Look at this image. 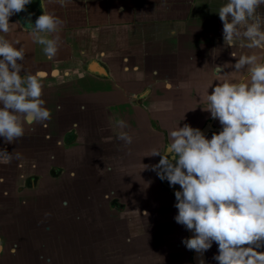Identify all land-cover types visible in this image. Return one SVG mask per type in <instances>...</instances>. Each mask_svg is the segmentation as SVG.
Segmentation results:
<instances>
[{"label":"crops","instance_id":"crops-1","mask_svg":"<svg viewBox=\"0 0 264 264\" xmlns=\"http://www.w3.org/2000/svg\"><path fill=\"white\" fill-rule=\"evenodd\" d=\"M40 2L10 17L6 36L20 41L15 46L24 49V69L44 74L42 99L51 111L44 124L23 125L20 159L45 155L40 173L49 165L60 169L51 187L66 197L68 220L79 216L90 228L81 243L85 247L89 236L98 244L94 264H193L192 251L181 243L187 230L174 220V195L143 165L158 163L151 151H163L177 125L207 127L208 138L221 130L204 108L207 90L211 94L210 86L223 78L213 63L234 64L230 52L239 55L231 48L218 55L223 25L216 12L225 0H66L64 7L43 0L44 8ZM42 11L63 21L51 60L30 35L28 21L34 24ZM224 71L243 79L227 66ZM121 120L127 127L118 126ZM121 131L132 136L131 144L117 139ZM4 163L0 159V172L10 174ZM217 247L205 252L209 264H217ZM8 257L0 251V264Z\"/></svg>","mask_w":264,"mask_h":264},{"label":"clouds","instance_id":"clouds-1","mask_svg":"<svg viewBox=\"0 0 264 264\" xmlns=\"http://www.w3.org/2000/svg\"><path fill=\"white\" fill-rule=\"evenodd\" d=\"M32 0H0V137L13 144L23 137L24 124L51 119L42 99L43 73H28L23 66L25 52L20 41L6 38L10 17L26 11ZM64 7L66 0H57ZM264 0H225L217 9L222 22L224 48L238 49L230 55L235 63L215 64L223 78L207 90L204 108L221 130L210 138L185 123L169 132L163 151L154 148L150 156L158 163L143 165L166 180L174 191L177 214L174 220L191 237L181 243L202 257L215 243L217 264H264ZM41 0L40 8H44ZM31 15V14H30ZM34 43L43 46L48 59L56 56L63 21L42 11L34 24L28 21ZM212 56L213 60L218 56ZM241 73L243 79H229L224 71ZM219 69V71H217ZM23 73V74H22ZM209 87V88H210ZM208 88V89H209ZM59 107V106H58ZM121 128L127 127L123 120ZM118 140L132 143L121 131ZM18 158V156H17ZM0 159L10 163L12 152L0 148ZM2 182V179H0ZM0 247V251H2ZM200 264H204L200 259Z\"/></svg>","mask_w":264,"mask_h":264},{"label":"flooded vegetation","instance_id":"flooded-vegetation-1","mask_svg":"<svg viewBox=\"0 0 264 264\" xmlns=\"http://www.w3.org/2000/svg\"><path fill=\"white\" fill-rule=\"evenodd\" d=\"M0 145L9 153L12 152L13 156L10 163H4L5 168L12 172H0V243L3 242L2 251L10 253V257L3 260V263H22V260L30 259L28 264H44L48 259L53 264H80L78 258L85 256L86 264H94L98 244L93 243V237L87 235L88 243L85 247L81 243L84 231H91L90 228L84 229L80 225L82 220L79 216H75L71 222L68 220L66 197L63 196V200L60 197L61 191L51 187V178L58 176L60 169L52 171L49 165L46 174L40 173L38 170H44L45 167V155L35 159L34 155L29 157L25 153L27 157L20 159L18 148L22 145L17 141L13 144L0 141ZM45 152L39 151V154ZM35 160L40 163L35 164ZM51 160L49 155L46 162ZM29 168H36L37 173L34 169L33 172L28 171ZM76 223L78 226H75ZM7 242L9 244L6 249ZM115 248L116 245L110 248L111 253H116Z\"/></svg>","mask_w":264,"mask_h":264},{"label":"water","instance_id":"water-1","mask_svg":"<svg viewBox=\"0 0 264 264\" xmlns=\"http://www.w3.org/2000/svg\"><path fill=\"white\" fill-rule=\"evenodd\" d=\"M201 131L206 134L208 129L207 127H204L203 129H201ZM163 185L166 187V189H168L173 195H174V191L179 190V185H176L174 187H170L168 182L166 180L162 181ZM187 235L188 237L192 236V232L187 231ZM192 259L194 264H200V259H203L204 264H209L207 261V257L206 254L204 253L202 257L198 258V254L194 251H192Z\"/></svg>","mask_w":264,"mask_h":264}]
</instances>
